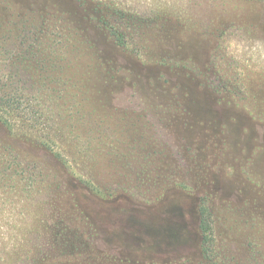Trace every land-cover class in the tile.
<instances>
[{"label": "rangeland", "instance_id": "rangeland-1", "mask_svg": "<svg viewBox=\"0 0 264 264\" xmlns=\"http://www.w3.org/2000/svg\"><path fill=\"white\" fill-rule=\"evenodd\" d=\"M0 264H264V0H0Z\"/></svg>", "mask_w": 264, "mask_h": 264}, {"label": "trees", "instance_id": "trees-1", "mask_svg": "<svg viewBox=\"0 0 264 264\" xmlns=\"http://www.w3.org/2000/svg\"><path fill=\"white\" fill-rule=\"evenodd\" d=\"M200 212V230L202 233V237H203V242H204V251L208 252V246L212 239H213V226L211 223V219H210V212H209V208L202 206L199 209Z\"/></svg>", "mask_w": 264, "mask_h": 264}]
</instances>
